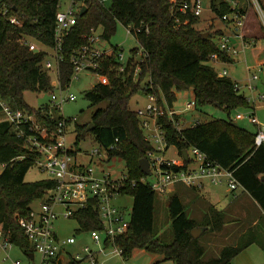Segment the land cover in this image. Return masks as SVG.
I'll return each mask as SVG.
<instances>
[{
    "label": "trees",
    "instance_id": "16d2710c",
    "mask_svg": "<svg viewBox=\"0 0 264 264\" xmlns=\"http://www.w3.org/2000/svg\"><path fill=\"white\" fill-rule=\"evenodd\" d=\"M259 1L264 9V0ZM58 3L59 0H0V94L10 103L37 114L40 110L29 105L24 94L26 91L53 90L52 73L43 64L48 52L46 49L30 50L21 38L29 36L54 48ZM86 4L85 13L77 15V23L64 39L63 60L59 63L63 85L71 81L74 72L73 54L87 43L85 36L92 29L103 26V37L110 39L119 23L127 25L144 21L149 31L143 30L137 35L138 43L146 52L144 59L139 61L138 80L134 78L137 64L133 57L128 59L124 71L120 70L118 46L112 55L100 59L93 69L98 74H106L109 82L98 81L85 95L91 105H106L97 108L90 121L76 125V144L93 133L102 147L117 145L109 152V157L123 158L131 180L146 176L139 161L155 147L146 139L130 101L141 90L145 94L152 92L164 107L158 122L165 131L168 147L174 145L182 152L196 146L217 163L233 169L244 189L264 210V144L255 147V132L235 125L232 115L237 109L249 107L250 102L236 88L231 77L218 73L211 59L213 53L224 60L229 58V53L219 45L222 30L217 29L204 37L205 30L196 26L202 17L183 14L177 20L169 0H110L107 4L100 0H86ZM212 6V12L220 18L232 11L231 6L221 0H212ZM5 8L8 9L7 15L2 13ZM12 15H17L22 25L11 23L8 17ZM213 28L214 24H211L209 29ZM133 51L136 53V49ZM146 78L151 80V85L143 83ZM186 89L193 90L197 108L219 103L217 106L226 111L227 118H212L178 129L167 107H173L177 92ZM175 120H179L177 115ZM91 123L94 128L89 130ZM36 157L26 146L25 138L19 136L18 129L0 111V224L12 232L14 243L26 253L32 250V246L18 219L28 217L33 210L32 203L37 199L44 200L56 185L52 177L26 180ZM177 187L167 200L174 234L169 243L164 242L155 230L157 193L151 185L138 182L133 188L122 189L123 194L134 197L128 230L116 239L125 256L131 257L135 249L143 248L163 254L164 259L173 260L175 264H234V258L249 245L258 243L264 248V240L250 234L239 238L237 244H225L216 254L208 255L202 239L210 233L223 232L227 214L203 200L202 209L196 210L200 214L197 217L191 213L190 202L184 199L183 188ZM74 218L79 220L84 231L101 227L99 212L91 206L77 211ZM195 227H204L199 237L192 234Z\"/></svg>",
    "mask_w": 264,
    "mask_h": 264
},
{
    "label": "built area",
    "instance_id": "2783aa9c",
    "mask_svg": "<svg viewBox=\"0 0 264 264\" xmlns=\"http://www.w3.org/2000/svg\"><path fill=\"white\" fill-rule=\"evenodd\" d=\"M100 1L107 4L110 0ZM221 1L227 2L232 9L231 13L222 16L224 23H232L241 29L245 23L244 10L246 7H252L264 28V9L259 0ZM169 2L172 14L177 20H179V15L183 14L202 17L207 10L204 0H169ZM83 6L87 7L86 0H59L54 32L55 46L52 48V54L47 51L48 56L43 62L44 67L52 73L54 88L50 91L51 100L36 107L40 113L22 109L3 99L0 94V111L4 113L5 119L18 129L19 136L25 138L26 146L36 154L35 165L50 173L49 177L56 180L55 187L42 200L40 210L33 209L28 217H19L18 222L32 246V250L27 255L34 259L35 254L39 253L40 264H105L106 260L111 257L122 258L124 264H135L129 261L130 257L125 256L123 249L116 243L117 237L127 232L130 221L123 209L114 202L117 196L125 195L122 189L127 186L133 188L138 182H144L150 184L157 194L169 195L179 185L201 189L207 183H211L225 185L232 192L244 187L235 176L233 169L217 163L196 146L188 148V158L182 154L180 161L166 155L168 144L165 131L158 122L164 112V107L159 104L157 96L152 92L145 94L147 97L145 106L135 109L146 139L155 147L154 150L148 152L147 156L150 162V174L131 180L128 172L116 177L109 171H98L95 165L110 159L109 152L117 148L114 143L108 148L96 144L80 151L79 154L78 149L72 145L76 142H71L69 139V124L73 118L66 116L63 109V105L76 100L77 95L69 92L67 88L80 72L93 71L98 66L99 60L112 55L117 47L100 48L98 43L104 38V27L92 29L91 33L85 36L87 43L83 44L72 56L74 72L71 81L66 85L62 84L59 73V63L63 60L61 50L64 39L77 23V15L81 13ZM208 9L213 11L212 0ZM2 13L7 15L8 9H3ZM8 19L13 24L22 25V20L17 15L9 16ZM100 28L103 32L98 35L97 31ZM125 28L128 34L136 39L141 31H149L144 21L139 24L129 23L125 25ZM21 41L28 44L30 50L33 51L46 49L41 47L36 39L29 36H23ZM219 45L228 53H238V49L232 45L231 36L228 34L221 35ZM136 52L137 56L140 55V59L133 57V62L137 64L134 78L138 80L139 61L144 59L146 52L142 46L141 49L137 48ZM118 59L124 61L125 57L118 52ZM211 59L212 61L218 60V54L213 53ZM125 67L126 64H122L119 68L124 71ZM218 73L227 75L228 72L223 69ZM99 81L108 83L109 78L106 74H99ZM146 82L151 85L149 78L143 81V83ZM236 88L239 89L237 83ZM196 107L195 97L185 103V110ZM167 111L178 129H181L179 120H175L177 111L169 106ZM46 112L47 115H44ZM41 115L44 116L41 117ZM242 118H247L257 125L255 147L263 145L264 123L253 112L246 114L239 112L237 119ZM201 121L199 118L194 119L192 125ZM89 206L99 212L101 227L84 231L82 224L74 218V215L80 209ZM61 216L77 221L78 226L75 233L67 237L59 236L56 222ZM88 235L93 245L82 243ZM15 247L12 232L0 224V264L9 262L21 264V260L12 255ZM71 247H77L79 250L73 252Z\"/></svg>",
    "mask_w": 264,
    "mask_h": 264
},
{
    "label": "rangeland",
    "instance_id": "374dc122",
    "mask_svg": "<svg viewBox=\"0 0 264 264\" xmlns=\"http://www.w3.org/2000/svg\"><path fill=\"white\" fill-rule=\"evenodd\" d=\"M211 0H204V6L207 8L205 13L203 14L201 20L199 23L196 24L199 28H204L206 26L211 25V22H214V27H221L223 26V20L215 16V14L209 10ZM252 10L250 13L251 15H255L256 13L254 12V9L250 7ZM257 16V15H256ZM255 16V17H256ZM259 19V18H258ZM256 18V20H258ZM260 23V19H259ZM102 28H100L97 31V34L100 35L102 33ZM264 40V38H263ZM41 47H45L47 51H49L50 54L53 53V50L44 45L43 43H38ZM98 46L100 48H111L114 46H118V51L122 53L125 57L124 61H120L121 65L126 64L128 59L131 57H135L136 59H140V55L138 53L134 52L133 50L137 48L141 49V45L138 43L137 39L133 36L128 34L125 25L122 23H119L117 25V30L115 34L111 36L110 39L107 38H102ZM240 46V45H239ZM249 47L248 49L245 50V52L241 51L238 55L235 56L236 60L234 62H227V63H222V62H212L215 66V68L218 71H221L224 67L228 68L229 74L227 76L231 77L235 82L238 79L239 83V90L242 93H247L246 95L247 98L255 96L258 91L261 93H264L262 91V88L264 89V78L254 80L252 73H249L248 71V66L249 65H254L255 64V59L253 58V55L251 54L252 51ZM248 56L247 62L244 60V55ZM250 57V59H249ZM99 81V74L94 72V71H82L78 74L77 78H73L71 85L67 88L69 92L75 93L77 95V99L74 101H69L66 102L63 105L64 113L66 116L72 117L73 121L70 122L69 124V139L71 142L76 140L77 136V131H76V125L78 123H86L91 120L93 112L102 106H105L106 103H101L98 105H91V102L87 99L85 93L87 90L91 89L97 82ZM251 84L252 86L255 87V85H258V83L261 84V87L259 85V89L257 87L254 88L252 91L245 86V84ZM192 89H186L179 91V95L177 97V100L175 101V109L176 110H181L185 107V103L187 100L192 99ZM26 102L33 106V107H39L40 105L47 103L51 100V94L50 92H34V91H26L24 94ZM147 102V97L144 93L143 90L139 91L133 97L131 98L130 101V106L135 110L137 107H143L145 106ZM252 103L253 100H250ZM257 102V101H256ZM260 103H263L259 101ZM250 107L248 108H240L235 110L232 115L235 121L244 123L248 125V128L250 131H253L256 128V125L253 123H249L247 118L244 119H237V114L239 112L246 114L251 112ZM180 124L181 126H186L190 123L191 120L193 119H201L202 121L204 120H210L212 118H227V113L223 108H220L217 105L214 104H208L203 106L202 108H193L190 110H185L183 112H180ZM257 118L264 123V105L261 106L260 108L257 109ZM98 144L95 136L93 133H89L85 139H83L81 142L72 145L75 147V149H78V152L80 154V151L85 150L86 148H89L93 145ZM177 147L174 145H171L168 148V151L166 155L168 157L174 158L175 160H179L181 157L177 153ZM96 169L99 171L105 170L109 171L112 173V175L118 177L122 173H126L127 169L125 166V162L123 158L120 156H113L107 161H102L100 163H97ZM51 176L50 173L47 171H43L39 166L33 165L30 170L28 171L26 175V180L27 181H36L42 178H46ZM223 193H226L224 190L225 188H221ZM206 191V190H205ZM204 191V192H205ZM227 195L225 194V197ZM197 199V198H196ZM166 197L164 195H159L157 194V199H156V209H155V230L158 234V236L164 241V242H171L174 239V234H173V229L171 226V221L169 218V213L166 205ZM41 202L42 199H37L32 203V207L34 210L39 211L41 208ZM114 202L120 206L123 211L126 213L128 219L130 220L131 218V211H132V206L134 202V197L131 194H125L121 196H117L114 200ZM200 204L203 205L202 202L198 200ZM197 217L200 216L196 212ZM78 223L74 219H66L63 216H61L57 222H56V229L59 234V236L62 237H67L73 233H75V229L77 228ZM238 227V226H236ZM227 230H223V232L220 233H210L206 236L203 237L202 241L206 243L207 245V254L212 255L216 254L220 248L225 245V244H230V243H238V231L236 230V234H233L230 237H226L227 235L225 234ZM202 232L200 233V235ZM84 244H89L93 245V242L88 235L85 240L82 242ZM72 251H78L77 247H71ZM12 255L14 258H18L21 260V264H40V255L39 253L35 254V258L32 259L30 258L27 253L22 250L19 246H16L12 250ZM248 255L249 258L246 257ZM241 261V263L244 264H264V251L262 248L254 244L251 248L248 250V254H242L241 256L238 257ZM129 261L134 262L135 264H175L173 260H166L163 257V254L159 253H152L149 252L143 248H137L133 251L132 256L130 257ZM7 264H12L11 262ZM105 264H124L122 258L120 257H111L108 258L105 262Z\"/></svg>",
    "mask_w": 264,
    "mask_h": 264
},
{
    "label": "crops",
    "instance_id": "0c3cea01",
    "mask_svg": "<svg viewBox=\"0 0 264 264\" xmlns=\"http://www.w3.org/2000/svg\"><path fill=\"white\" fill-rule=\"evenodd\" d=\"M251 11L252 10L249 7H246V9L244 10L245 23L241 29H238L232 23L231 24L223 23V26L217 27V28L214 27L212 30L209 29L210 25L204 28H200V29H203L205 30V32H209V33H212V31H215L217 29L222 30V34H228L231 36L232 45L238 49V53L236 54H232L231 52H229L228 59L224 60V59L219 58L218 60H215L213 62H222V63L234 62L236 60L235 58L236 55H238L241 51L245 52L246 49L251 47L250 48L252 51L251 54L253 55V58L256 61L254 65L248 66V71L249 73H252L253 79L257 80V79H260V77L264 78V40H263L264 31L261 28V24L259 23L258 17L256 16V14L251 15L250 13H253ZM256 18L258 20H256ZM247 59H248V56L245 54L244 60L246 62H247ZM223 69L227 70L228 72L227 75H228L229 74L228 68L224 67ZM236 83H239L238 79L236 80ZM239 84H242V83H239ZM259 85L261 87L260 83H258V85H255V87L252 86L251 84H247V83L245 84V86L248 87L251 91L254 88L257 89V87L259 89ZM262 91H264L263 88H262ZM244 94L248 95L245 92ZM178 95H179V92H177V97ZM192 95H193L192 98L195 97L193 90H192ZM254 95L255 96L248 98L249 102L250 100H253L252 103L250 102L249 107L251 109L250 111L253 112L255 115H257V109L264 105V97H262V95L264 96V93H261L260 91H258ZM259 101L263 103H260ZM173 108L175 109V104ZM176 111H177L176 115L178 116V119L180 122L179 113L185 111V107L181 110H176ZM248 121L249 123H252L249 119ZM193 122H194V119L191 120L190 123L186 125L185 127L191 126ZM238 123L239 125L249 130L247 124H244V123L242 124L240 122ZM256 130H257V125H256V128L252 132H255ZM177 153L180 155V157L183 154L179 150H177ZM180 160L181 158L178 161ZM179 186H181L184 190V193H183L184 199L187 202L188 201L190 202L189 208L191 209V213L196 214V210L198 211L202 209L203 206L202 204L198 202V200L200 202H202L203 200L208 201L211 204H213L215 207H217L218 209L226 212L227 223L224 229V230H227L225 233L227 235L226 237H230L233 234H236L235 232L237 230L238 238L246 237L247 235L253 234L256 238L258 237L264 240V210L260 206V204L251 196V194L244 188H239L238 190L232 192L225 185H213L211 183H207L200 190L191 191L190 189H188L187 187L183 185H179ZM222 187L225 188L224 191L226 193L222 192L221 190ZM225 194L227 195L226 197H225ZM164 196L166 197V200H165L166 205H168L167 200H168L169 195H164ZM254 244L259 245L264 251V248L260 244L253 243L249 245L248 247H246L245 249H243L234 258L233 263L234 264H244V261L243 263H241L238 257L241 256L242 254H248L249 248H251ZM246 257L249 258L248 255H246Z\"/></svg>",
    "mask_w": 264,
    "mask_h": 264
},
{
    "label": "water",
    "instance_id": "95a60500",
    "mask_svg": "<svg viewBox=\"0 0 264 264\" xmlns=\"http://www.w3.org/2000/svg\"><path fill=\"white\" fill-rule=\"evenodd\" d=\"M87 7L86 6H83L82 8V11H81V14H84L85 11H86ZM211 33L209 32H205L204 33V37H207L208 35H210ZM216 105H219V103H216ZM234 124L235 125H239V123L237 121H234ZM94 128V124L91 123L88 127L89 130H92ZM183 156L185 158H188V151L187 149H184L183 151ZM139 164H140V167L142 169V171H144L146 174H150V162H149V159L147 157H142L139 161ZM204 230V227H195L193 230H192V234L195 236V237H199L200 233ZM32 255V254H31Z\"/></svg>",
    "mask_w": 264,
    "mask_h": 264
}]
</instances>
